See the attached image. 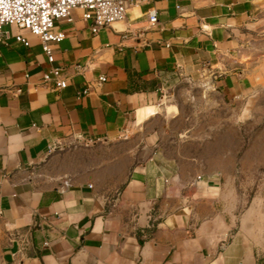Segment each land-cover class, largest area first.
<instances>
[{
    "label": "crops",
    "instance_id": "0c3cea01",
    "mask_svg": "<svg viewBox=\"0 0 264 264\" xmlns=\"http://www.w3.org/2000/svg\"><path fill=\"white\" fill-rule=\"evenodd\" d=\"M130 1L123 21L96 34L79 9L71 23H54L65 35L51 45L53 65L66 69L61 90L42 83L49 66L38 38L4 27L0 264H264V198L240 210L222 141L192 140L165 103L194 71L210 73L229 101L249 95L253 81L225 58L238 52L260 0ZM225 62L232 69L222 73ZM53 144L111 151L46 175Z\"/></svg>",
    "mask_w": 264,
    "mask_h": 264
},
{
    "label": "rangeland",
    "instance_id": "374dc122",
    "mask_svg": "<svg viewBox=\"0 0 264 264\" xmlns=\"http://www.w3.org/2000/svg\"><path fill=\"white\" fill-rule=\"evenodd\" d=\"M259 3L238 52L234 58H225L233 60L253 81L249 95L229 101L214 85L210 73L194 71L180 78L165 101L175 106L169 111H179L174 126L186 131L189 138L209 145L222 141L221 163L229 178L227 190L238 195L240 210L252 198H264V0ZM231 69L225 62L221 72ZM110 151L104 145L62 147L45 163L43 172L46 175L70 172L76 168V161L94 163ZM6 239L7 234L2 231L0 246L6 244Z\"/></svg>",
    "mask_w": 264,
    "mask_h": 264
},
{
    "label": "built area",
    "instance_id": "2783aa9c",
    "mask_svg": "<svg viewBox=\"0 0 264 264\" xmlns=\"http://www.w3.org/2000/svg\"><path fill=\"white\" fill-rule=\"evenodd\" d=\"M136 1L127 0H0V44L7 35L5 26H12L28 32L38 38L43 54L49 68L42 75V83L50 85L54 89L66 88L64 78L65 68L54 66V55L51 45L58 44L65 38L64 33L54 32V23L58 20L72 22L71 13L75 9L82 11L81 18L88 24L92 34L99 30L111 27L117 21H123L125 13ZM137 3V2H136ZM148 23L152 26L158 23L157 13L151 11L148 14ZM14 40L24 46L29 42L21 35H14ZM28 78L27 75H25ZM105 77L100 76L98 83L105 82ZM90 92L86 88L81 95ZM59 144L48 146V153L56 150Z\"/></svg>",
    "mask_w": 264,
    "mask_h": 264
},
{
    "label": "water",
    "instance_id": "95a60500",
    "mask_svg": "<svg viewBox=\"0 0 264 264\" xmlns=\"http://www.w3.org/2000/svg\"><path fill=\"white\" fill-rule=\"evenodd\" d=\"M120 22H121V21H117V22L112 23V24H111V27H112V26H115V25H118Z\"/></svg>",
    "mask_w": 264,
    "mask_h": 264
}]
</instances>
